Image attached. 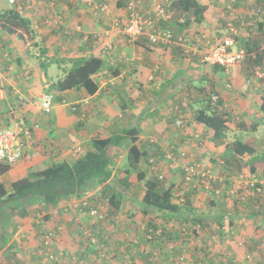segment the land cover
Segmentation results:
<instances>
[{
	"label": "crops",
	"instance_id": "crops-1",
	"mask_svg": "<svg viewBox=\"0 0 264 264\" xmlns=\"http://www.w3.org/2000/svg\"><path fill=\"white\" fill-rule=\"evenodd\" d=\"M198 1L207 7L199 23L191 21L185 24L182 14L174 7L169 20H162L157 11L153 13L159 18L158 26L171 28L176 34L187 32L193 36L196 51L192 55H185L175 43L152 45L163 49V52H158L151 49V44L144 37L128 41L120 27L114 25L116 19L120 26L126 22L127 0H21L17 6L14 5L28 23L27 27L18 26L12 33L0 23V125L12 126L13 120L22 116L27 119L28 125L38 123V127L33 126L22 158L0 175V183L9 189L12 181L25 176L30 170L29 165L21 167L26 159L38 164L48 159L72 162L89 149L91 138L121 134L125 128L136 126L139 129L137 144L149 151L148 159L154 156L153 151L162 155L174 144L177 152L186 149L192 152L203 170L212 166L215 167V173L211 171L214 176L230 178L225 187H220L229 194L226 201L228 212L223 221L214 217L211 199L206 207H199L204 206L198 201L199 195L207 191L211 195L209 190L193 191L188 208L169 214L160 213V218L148 221L153 231H161V235H155L150 242L143 240V231L134 225L136 220L129 216L130 212L123 209V213L120 208L117 212L120 225L116 229L110 225L105 236L96 235L103 248L95 249L87 243V237L79 233L82 228L92 229L93 224L85 209L79 211L78 207H74L75 200L79 198H69L55 207L49 206L42 221L39 219V208L25 204L29 198L8 200L0 205V212L6 213L5 220L0 222V249L6 259L2 264L14 262L11 257L20 251L19 241L26 233L29 234L27 240H23L29 245L26 246L29 251L23 253L24 257L28 256L30 260L38 258L42 254V245L36 232L40 233L42 228L56 229L57 225L61 226L58 244L66 247V253L71 251L70 256L74 257L69 258L68 264H167L177 259V264H181L179 260L183 257L190 259L186 264H213V260L230 264L228 259L232 261L236 258L242 262L244 254H249L250 249H255L260 242L264 243V216L256 210L258 204L262 206L264 194L261 191L258 196L249 198V203H244L241 208V205H234L236 189H231L234 182L244 189L247 179H259L260 184L264 180V113L259 110L264 97V11L255 21V33L260 38L257 48L252 51H257V57L254 62L243 63L247 68L244 65L232 66L236 71L232 74L202 58L227 34L226 25L230 20L236 23L238 39H248L247 33L242 31L244 27L237 26L239 22L246 27L248 19L241 14L231 17L226 13L223 2L218 3L221 0ZM144 6L142 2L140 7ZM11 7L6 0H0V13ZM89 56H98L103 60L102 68L92 75L97 84L96 91L89 93L84 88L61 91L60 101L56 99L52 112L45 114L39 106L40 96L53 92L49 91V86L68 73L75 59ZM251 73L256 75L254 79ZM212 87L218 92L223 111L231 116L222 143L213 142L211 129L194 118L197 110L207 103L205 94L207 92L208 95ZM248 117L257 118L254 122L258 125L251 135L247 125L246 128L240 125L241 122L248 124ZM177 119H181V126L176 127ZM237 139L251 145L255 151L250 155L233 156V166L221 171L219 164L224 147L231 146ZM129 144L125 139L119 146L112 147L110 167L117 178L123 173L117 164L123 156H127ZM251 160L256 161L254 172L247 164ZM144 163L141 169L151 177L154 173L149 170L148 161ZM178 163L170 166L168 161L159 160L164 176L174 182V191L183 194L186 190L182 187V172ZM165 164L168 168L163 170ZM9 171H15L14 176L5 177ZM134 176L135 172L131 178ZM90 183L81 198H96L100 185ZM110 183L115 185L116 181ZM132 183L137 185V182ZM204 196L200 200L205 202ZM180 199L184 202L182 196ZM23 207L25 212H19ZM151 213L155 212L151 210ZM197 223H201L202 231L198 230L195 237L189 240L186 234H182L181 227ZM212 226L222 231L226 245L222 239L223 246L213 242L210 247L212 242L206 235V228ZM135 228L138 230L135 231ZM133 238L139 239V242ZM141 242H146L145 247L153 244L152 252L142 253L144 245ZM153 259L156 262L153 263ZM258 259L260 261L255 264H264V256Z\"/></svg>",
	"mask_w": 264,
	"mask_h": 264
},
{
	"label": "trees",
	"instance_id": "trees-1",
	"mask_svg": "<svg viewBox=\"0 0 264 264\" xmlns=\"http://www.w3.org/2000/svg\"><path fill=\"white\" fill-rule=\"evenodd\" d=\"M260 1L262 2L260 3L261 5H258L259 8L257 10L260 11L259 13L261 14L264 11V0ZM20 2L15 3V6ZM229 4L230 6L233 5L235 8L239 5V2L238 0H229ZM15 6L13 5L11 8L0 13L1 26L10 33L16 31L18 26L27 27L26 22L28 23L27 19L19 14ZM168 7H174L175 10L180 13H187L188 17L184 20L185 24H189L191 21L197 23L201 22L207 9L206 5L198 0H172ZM225 10H227V8H225ZM260 14H258V16ZM256 19L257 18H255V21ZM247 26H249V24H247ZM240 40L236 35L234 44L238 45L237 43ZM257 44L258 40L256 39V35L253 34L244 41V47L250 51L257 48ZM150 47L152 50L163 52V49H157V47L152 45H150ZM238 47L242 46L238 45ZM102 65L103 60L98 56L77 58L73 61L68 73L62 79L52 83L48 89L49 91H53V93L55 92V98L58 101L61 99L59 93L70 88H84L87 92L93 93L97 89V84L93 81L92 75L98 72L102 68ZM216 66L223 67L218 64H216ZM212 94L217 95L219 98L217 90L212 87V89L208 91V95L207 92L205 94L207 103L204 107L197 110L194 118L211 129V139L213 142L222 143L226 137L227 125L230 122L231 116L226 111H211L209 109V99ZM259 110L264 113V97L261 99ZM23 119L25 123L28 124L27 119ZM240 125L245 128L247 125V129L253 130L258 124L256 122H250L248 124L241 122ZM138 133L139 129L136 126H131L122 130L121 134L91 138L88 143L89 149H87L82 156L75 158L72 162L58 160L53 161L43 169L28 170L25 176L12 181L9 189H6L4 185L0 183V205L8 200L21 199L20 201H22V199L27 200L26 198L36 197L43 206L55 207L62 200L82 196L86 192L88 184L91 182L94 186L100 185L97 194L100 198H106L109 203L106 222L91 217L93 224L92 229H89L95 236H105L104 234L108 232L110 225L115 229L120 225V220L118 219L115 221L114 218L117 216L118 210L124 204L126 193L133 187L132 181H144L141 207L137 212L129 214V216L135 218L136 221L141 220L144 216H150L151 210L169 214L188 208V206H190L189 197L194 190L189 189L183 194H177L174 191L175 185L174 182L171 181V178L166 176H164V178H158L155 174L148 177L145 170H139V165L142 162H147V157L150 153L137 144ZM125 139L130 143L127 150L128 165L123 169L122 176L117 178L114 176L113 170L110 167L112 164L110 153L112 152L113 146H119ZM230 145L231 146L226 145L224 147L223 157L221 156L222 161L219 164L221 171L233 166V156L250 155L255 151L254 147L238 139L233 141ZM255 162L251 160V163H247L251 166L250 169L252 172L255 171ZM10 167V164L0 163V175L7 172ZM134 172L135 176L133 180H131L132 173ZM181 172L183 173V170H181ZM229 179L230 178L224 179L222 177L220 181L214 182L216 185L214 189H218L219 191L218 193H212L211 197L213 198L210 200L211 205L215 209L213 213L214 217L220 220V222L223 221L224 215L228 212L226 209V201L229 195L220 187L222 185H227L231 181ZM113 180L116 181L115 185L110 183L113 182ZM259 186L258 183H255L252 187L255 189ZM181 196L184 198V202L180 199ZM251 196V198L256 197L255 190L251 193ZM197 224H193L192 226L194 233H197L202 227L201 223L198 224L199 226H197ZM147 225L150 226L152 224L148 223ZM219 227L222 228V225ZM123 228L126 230V226H123ZM132 244L134 245V242ZM2 257L4 256L0 249V263ZM64 258L65 255L59 253L51 258L49 262L51 264H64ZM177 262L178 259L167 264H177ZM228 262L230 264L232 263L231 258L228 259ZM6 264L15 263L7 261Z\"/></svg>",
	"mask_w": 264,
	"mask_h": 264
},
{
	"label": "built area",
	"instance_id": "built-area-1",
	"mask_svg": "<svg viewBox=\"0 0 264 264\" xmlns=\"http://www.w3.org/2000/svg\"><path fill=\"white\" fill-rule=\"evenodd\" d=\"M10 4H15L21 0H7ZM172 0H127L126 10L127 18L126 22L120 26L118 19L114 21L116 27H120L122 34L128 41H137L140 37H144L151 45L167 46L170 44H177L180 46L182 52L185 55H192L195 53L193 36L187 34V32L181 34H175L171 28H164L158 26L159 18L153 15L154 11L160 14L162 20H169L172 14L169 4ZM145 5L143 7L142 6ZM229 34L224 36L220 42L215 44L211 49L206 51L203 55V61L211 65H220L223 67L228 66H240L245 61H251L256 58L257 53H253L245 47H238L233 49L236 30L229 24ZM55 102V95L52 92L43 93L39 99V106L45 114L52 112ZM63 103H66L63 101ZM210 103L214 106L218 103V96L212 94L210 96ZM70 107L74 109L71 104ZM220 108V106H218ZM176 127L181 126V119H177ZM38 127V123L28 125L25 123L22 116L17 120H13L12 126L0 125V163L13 164L24 153L25 144L30 141L32 135V128ZM198 137V134H195ZM185 151H176L175 145L171 144L164 154L154 153V156L148 159L149 170L154 173L158 178H163L164 174L159 164V160L168 161L171 166L172 163L180 161V169L183 170L182 174V187L185 190H196L199 187H203L205 190L211 189V184L217 178L209 169H202L199 162L193 158H189ZM189 159V160H188ZM249 187L254 185V179L248 181ZM214 193H218V189L212 190ZM256 191H260V188H256ZM107 199L103 198L100 201H88L87 197L82 199L78 205L79 209L83 208L93 219L102 220L106 222V216L108 210L106 209ZM118 216V215H117ZM117 216L114 218L118 220ZM61 226H56V229H51L44 233L42 236L43 246L45 248L44 254L48 259L54 256L48 251L53 242L58 239L59 230ZM82 235L87 237L88 244L95 249L103 248V244L99 242L97 237L93 235L89 228H82ZM146 239L151 240L155 235H161L160 230L153 231L151 227L146 228L145 233L142 232ZM69 258L74 259L73 256Z\"/></svg>",
	"mask_w": 264,
	"mask_h": 264
},
{
	"label": "rangeland",
	"instance_id": "rangeland-1",
	"mask_svg": "<svg viewBox=\"0 0 264 264\" xmlns=\"http://www.w3.org/2000/svg\"><path fill=\"white\" fill-rule=\"evenodd\" d=\"M215 2H217V0H214ZM221 2H223V6H224V9L225 8H227V10H226V13H229L230 14V16L231 17H234L236 14H241L243 17H244V19H248L247 21H246V23L247 24H249V26H247L246 25V27H245V24L243 23L242 25L238 22L237 23V26L239 27V26H243L244 27V29L242 28V31L245 33H247V37L249 38L252 34L253 35H256V26H255V18L256 17H258V14H260L259 12L260 11H258L257 9L259 8L258 7V5H261L260 3H246V4H239V5H237L235 8L233 7V5H231L230 6V4H229V0H221L220 2H218L219 4L221 3ZM222 4V3H221ZM227 4V5H226ZM111 6H112V4H111ZM177 15V17L179 16V13L178 14H176ZM181 15V14H180ZM230 17V18H231ZM230 20V19H229ZM250 22V23H249ZM229 24L236 30V35L238 34L237 33V27H236V23L234 22H232L231 20L230 21H228L227 22V25H226V28H227V34H229L230 32H229V30H228V27H229ZM226 34V35H227ZM223 38V37H222ZM221 38V39H222ZM259 38L260 37H258V35H256V39L259 41ZM221 41V40H220ZM237 44H239L240 46H242V47H244V41L243 40H240L239 41V43H237ZM246 48V47H245ZM233 49H238V45H235L234 44V46H233ZM261 51L262 50H260V53H261ZM253 53H257V51H254ZM258 54V53H257ZM245 62H247V61H245ZM249 62H254V60H251V61H249ZM244 63V62H243ZM241 64V65H244V64ZM240 65V66H241ZM244 68H247V66L246 65H244ZM226 69V72L227 73H229V71L230 72H232V74H234L236 71H235V69L232 67V66H228V67H226L225 68ZM229 69V70H228ZM251 78H255L256 77V75L253 73H251ZM249 90H252L251 88H249ZM257 120V118H246V121H249L248 123H250V122H254V121H256ZM248 134H252V130H248ZM243 136V135H242ZM185 152H189L187 149L186 150H184ZM189 153H191L192 155H194L192 152H189ZM211 156H214V157H217V156H215V154L213 155H211ZM197 160V159H196ZM199 161V160H198ZM53 162V160H46V162L45 163H42V164H38V163H32L31 161H29V159H26V161L25 162H23L24 164L21 166L22 168H24L25 166H27V165H29V169L30 170H40V169H43L44 167H46V166H48L50 163H52ZM127 165H128V161H127V156H123L122 158H121V160H120V162L117 164V167L119 168V170H122L123 171V169L124 168H126L127 167ZM144 165H145V163L144 162H142L140 165H139V170L141 169V168H144ZM167 164H165L164 165V167H163V170L164 169H166V168H168V166H166ZM200 165H201V163H200ZM207 166H211V165H207ZM211 171L213 172V171H215V167H212L211 166ZM216 171H217V169H216ZM211 172V173H212ZM218 172V171H217ZM213 173H215V172H213ZM14 174H15V171L13 172V171H9L7 174H6V176L5 177H12V176H14ZM153 174V173H152ZM218 174V173H217ZM148 176V175H147ZM148 177H150V176H148ZM241 177H243L242 175H241ZM164 178V177H163ZM12 179V178H11ZM132 180H133V178H131ZM218 181V180H217ZM249 181V179H247V182ZM256 181L258 182V184H260V182H259V179L257 180L256 179ZM263 182H262V184H260V186L262 187L263 186V188H262V193L264 194V180H262ZM135 183V182H134ZM143 183H144V181H141V182H137V185H135L134 184V186H133V188H131V190H129L127 193H126V197H125V201H124V204H123V206H121V211L123 212V209H127L128 210V212H130V213H132V212H137V210H138V208H139V206H141V199H142V194H143V189H144V185H143ZM181 183H182V179H181ZM91 184V183H90ZM93 186H94V184H93ZM136 186H138V188H136ZM141 187V188H140ZM225 187V186H224ZM238 186L236 185V183L234 182L232 185H231V189H233V191L236 189V191H235V193L233 194V195H237V196H235V200H236V202H235V206H238V205H241V208H242V206H245V204L244 203H249V198H251V192H252V190L251 189H249V185H248V183H245V188L244 189H240L239 187L237 188ZM204 191V188L203 187H199V189L197 190V191ZM196 191V190H195ZM203 195H205L204 196V199H206L205 200V202L203 201V199L202 200H200V197L201 196H203ZM209 195V196H208ZM211 195L210 194H207V192H204L202 195H199V198H198V201H200V202H202L203 203V205L204 206H199L200 208H203V207H206L207 205H208V202H209V199H212L213 197H210ZM21 199H16V200H14V201H20ZM23 200V199H22ZM25 204H31V206H35L37 209L39 208V210H38V213H39V216H40V219H42L45 215H47V212H48V208H49V206H43L39 201H38V199L36 198V197H29V199H28V201L27 202H25ZM253 204H255L254 202H253ZM253 204H251L252 206H253ZM21 205V203H19V205L18 206H20ZM40 206V207H39ZM18 208H20V207H18ZM255 208V207H254ZM258 209V212L262 215V216H264V200H263V202H262V206H259V204H258V206H256V210ZM25 210V208L23 207V208H21V209H19V212H21V213H23V212H25L24 211ZM30 210V209H29ZM6 212L8 213V211L6 210ZM155 213L154 214H152V213H150L149 215L150 216H144L141 220H139V221H134V225L136 226V227H138V229L139 230H141V232L143 231L144 233H145V231H146V228H148V221H153L155 218H160V212H157V211H154ZM124 213V212H123ZM155 215V216H154ZM6 216V213H5V211H3V212H0V222L1 221H4L5 219H4V217ZM34 217H38V215H35L34 214ZM120 217H122V215L120 216ZM128 217V216H127ZM121 220H122V218H121ZM132 226V225H131ZM133 228H134V226H132ZM48 229H50V228H47L46 230H44L43 228H42V230H41V232L40 233H38V232H36V235L37 236H39V239L41 240V238H42V236H43V234H44V231L45 232H47V230ZM137 228H135V231H137L138 230ZM62 230H63V228H62ZM200 230V232L202 231V228L201 229H199ZM205 231V230H204ZM181 232H182V234H186L188 237H189V240L191 239V238H194L195 237V233L193 232V227H192V225H189V224H187V226L185 225V226H182L181 227ZM79 233H80V236H81V231H79ZM5 234H6V232H5ZM27 235V236H26ZM26 235L23 237V239L24 240H27V237H28V235L29 234H27L26 233ZM203 235H204V233H203ZM206 235H208L209 236V240H210V242H212V243H210L209 245H210V247H212L214 244H213V242H215L216 244L215 245H217V244H220V246H223L222 245V243H225V245H226V241H224V239L222 238L223 236H224V234L222 235V231L220 230V229H218L216 226H212V228H206ZM219 235V236H218ZM83 236V235H82ZM224 238H226L225 236H224ZM20 240L19 241V243H20V246H21V248H20V251H18V252H15V256H13L12 255V257H11V259L15 262V264H51L49 261H50V259H48L47 257H46V255L44 254V252H45V249H43V246H42V249H41V255L38 257V258H33L32 260H30L29 259V257L28 256H25L24 257V252H26V251H29V249L26 247L28 244H27V242H25V244H24V240ZM116 239V238H115ZM134 239V238H133ZM223 239V241L224 242H220V240H222ZM57 240V239H56ZM54 241L53 242V244H52V246L50 247V248H48V251L53 255V256H56V255H58L59 253H62V254H64L65 255V258L63 259V262H64V260H66L65 262H64V264H68V261H69V256H70V254L72 253L71 251H69V250H67V253H66V247H64L61 243H59L58 244V240L57 241ZM134 240H136L137 241V243L139 242V239L137 240V239H134ZM143 240H145L146 242H147V239H146V237H144L143 238ZM259 240V239H258ZM258 240H257V243H259L258 242ZM243 241V238L241 239V242ZM262 241V240H261ZM146 242H141L140 244L141 245H144L143 247H142V253H144V254H146L147 252H149V251H151V249H152V247H153V244H149V245H147L148 247H145V244H146ZM189 242V241H188ZM263 242H264V238H263ZM197 243V242H196ZM41 245H42V241H41ZM65 245H67V244H65ZM54 246V247H53ZM28 247H29V245H28ZM258 247H260V248H258ZM264 243H262V242H260L258 245H257V247L255 248V249H250V251H249V254H244V256H243V259L241 260L242 262H238L237 260H236V258H235V260L233 259L232 260V263L231 264H238V263H243V264H255L259 259L258 258H261V257H263L264 256ZM152 252V251H151ZM72 255V254H71ZM23 258H25V261H24V259ZM6 259H4V257H2V260H1V263L0 264H2L4 261H5ZM187 261H190V259H185L184 257H183V259H181V260H179V262H181V264H186V262ZM260 261V260H259ZM154 262H156L155 261V259H153V263ZM221 263V261L219 260H213V264H220ZM212 264V263H211Z\"/></svg>",
	"mask_w": 264,
	"mask_h": 264
},
{
	"label": "clouds",
	"instance_id": "clouds-1",
	"mask_svg": "<svg viewBox=\"0 0 264 264\" xmlns=\"http://www.w3.org/2000/svg\"><path fill=\"white\" fill-rule=\"evenodd\" d=\"M7 1V0H6ZM8 2V1H7ZM20 2V1H19ZM9 3V2H8ZM10 4V3H9ZM11 6H13V5H15V4H10ZM182 14V16H183V18H184V20L188 17V14L187 13H181ZM183 20V21H184ZM226 36V35H225ZM220 42V41H219ZM247 49V48H246ZM250 51V50H249ZM251 52H254V51H251ZM256 57H257V55H256ZM247 62H249V61H247ZM224 68H226V67H224ZM53 93V92H52ZM54 95H55V93H54ZM55 102H56V98H55ZM55 102H54V104H55ZM61 102H62V100H61ZM66 102V101H65ZM218 106H220V108H218ZM209 109L211 110V111H214V110H217V111H223V107H222V105L219 103V98H218V103H217V105L216 106H214V105H212L211 103H210V99H209ZM179 152V151H178ZM153 153H155L154 151H153ZM186 154H188V156H190L189 158H193V159H195V157H193V155L191 154V153H189V152H186ZM215 156H217V155H215ZM189 160V159H188ZM196 160V159H195ZM147 161H148V158H147ZM179 161V163H178V165H180V159L178 160ZM11 165V164H10ZM180 167V166H179ZM205 169H209L210 171H211V169L209 168V167H207V168H205ZM181 170V169H180ZM183 174V173H182ZM164 177V176H163ZM217 179L215 180V181H220L221 180V178H219V177H216ZM251 179H254V184L255 183H258L257 181H256V179L255 178H250L249 180H251ZM182 181H183V179H182ZM215 181H213L212 182V184H214V182ZM248 183V182H247ZM211 184V185H212ZM215 187H212L211 189H209V192L211 193V196H212V193L214 194V192L212 191L213 189H214ZM256 188H260V191H256ZM255 189L253 188V187H249V189H251L252 190V192L255 190V193H256V195H258V193H260L261 191H262V188L263 187H261V186H259V187H256ZM180 189H182V188H180ZM198 189H196V191H197ZM98 191V190H97ZM195 191V190H194ZM204 191H207V190H205L204 189ZM208 192V191H207ZM251 192V193H252ZM84 195V194H83ZM82 195V196H83ZM82 196H80V197H71V198H79V199H77V200H75V202H74V207H78V205H79V203H80V201L82 200V199H84V198H86L87 196H85L84 198H81ZM101 199H103V198H100L99 196H98V194H97V196H96V198L95 199H92V200H89V197H87V200L88 201H100ZM107 203H108V201H107ZM79 208V207H78ZM84 209V208H83ZM82 209V210H83ZM106 209L108 210L109 209V205L108 206H106ZM82 210H80L79 209V211H82ZM87 212V211H86ZM88 214V213H87ZM89 215V214H88ZM90 216V215H89ZM40 217V216H39ZM38 217V218H39ZM91 217V216H90ZM40 219V218H39ZM41 221H42V219H41ZM58 226V225H57ZM49 230H51V229H48L47 231H49ZM44 233H46L45 231H44ZM44 235V234H43ZM152 240V239H151ZM150 240V241H151ZM41 241H42V238H41ZM147 242H149V240L147 239ZM42 246H43V241H42ZM43 249H45L44 248V246H43Z\"/></svg>",
	"mask_w": 264,
	"mask_h": 264
}]
</instances>
